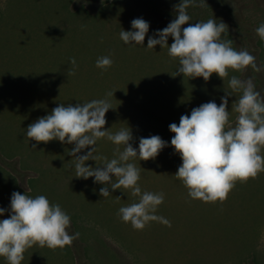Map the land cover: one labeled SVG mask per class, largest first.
Instances as JSON below:
<instances>
[{
	"label": "rangeland",
	"instance_id": "374dc122",
	"mask_svg": "<svg viewBox=\"0 0 264 264\" xmlns=\"http://www.w3.org/2000/svg\"><path fill=\"white\" fill-rule=\"evenodd\" d=\"M231 1L241 21L252 27L255 42L248 50L258 58L261 71L256 72L260 80L255 90L264 97V40L256 33L264 23V0ZM179 3L0 0V208L9 209L0 219L10 215L13 192L32 198L44 195L69 215L68 233H79L64 248H28L21 264H264V171L247 182L237 180L227 199L214 203L189 197L188 189L175 176L182 161L170 146L174 134L169 125H178L181 115H190L203 103L213 101L219 106L227 92L231 94L229 122L234 126L238 113L233 106L242 93L233 91L229 80L251 75L257 79L255 71L247 68L229 70L223 80L216 74L207 81L189 77L186 86L171 92L159 73L170 72V65L177 69L179 61L168 55L167 47L147 48V39L175 19L174 6ZM210 4L205 0L200 6L201 0H196L197 6H189V23L214 18L217 24L222 21L228 26L222 40L234 37L229 20L215 15ZM136 18L149 24L145 40L142 45L125 44L119 33L134 31L131 21ZM172 42L169 36L167 44ZM104 56L113 63L98 68L96 61ZM71 58L76 61L75 75L69 74ZM105 98L112 108L105 114L104 130L116 133L128 127L133 136L130 143L137 149L140 138L152 135L167 142L155 159L137 157L129 162L140 168L141 190L164 194L165 208L158 206L154 214L168 220L170 227L150 221L142 230L134 229L117 215L122 206L138 202L130 189L113 190L94 182V177H75V158L68 154L74 144L55 139L37 143L26 136L28 125L59 104L75 106ZM148 110L149 115L143 116ZM94 147L93 155L111 160L117 146L101 138ZM89 150L82 149L77 155ZM101 163L90 159L85 166L102 167ZM102 187H108L109 196L100 195ZM0 264L8 262L0 257Z\"/></svg>",
	"mask_w": 264,
	"mask_h": 264
},
{
	"label": "clouds",
	"instance_id": "9594fccd",
	"mask_svg": "<svg viewBox=\"0 0 264 264\" xmlns=\"http://www.w3.org/2000/svg\"><path fill=\"white\" fill-rule=\"evenodd\" d=\"M205 0H201V5ZM197 6L196 0H180L175 5V19L165 28L158 30L147 39V48L156 45L167 47L168 55L177 58L179 67L175 75L190 78L202 77L205 81L216 74L221 80L228 77L229 70L242 72L251 66L259 72L255 57L247 50H236L233 41L222 40V33L228 32V26L216 19L206 22L189 23L190 16L186 9ZM188 24L187 27L183 25ZM134 31L121 30L120 39L125 44L142 45L149 24L142 18L131 21ZM257 35L264 40V23L256 29ZM173 42L167 44L168 37ZM158 37V38H156ZM70 75H75L76 61ZM110 57H100L96 61L98 68L106 69L112 65ZM254 78L240 79L232 76L229 87L242 94L235 100L233 110L238 113L234 126L229 122L228 97L225 92L219 106L213 101L201 104L191 110L190 115H181L179 124L169 125L173 133L170 146L179 154L181 165L175 176L188 189L189 197L200 199L205 203L223 202L235 186L237 180L247 182L264 171V97L255 90ZM109 92L108 96H113ZM112 108L108 100L98 99L75 106L59 104L51 113L38 118L28 125L26 136L37 143L58 140L62 143L74 144L68 154L74 157L75 177L110 185L111 189H130L138 202L122 206L117 215L125 223L142 230L150 221H160L167 226L170 222L154 213L163 203V193L141 192L138 185L140 168L130 159L139 158L147 161L155 159L159 152L168 146L158 135L140 138L138 149L130 141L133 140L131 130L126 127L112 133L104 130L105 114ZM107 138L117 147L113 158L108 160L103 155H93L97 140ZM123 145V150L120 146ZM33 149L36 147L34 144ZM90 150L84 155H77L82 149ZM101 161L102 167L85 166L88 160ZM158 175V174H157ZM115 178V180L112 179ZM100 195H110L108 187L100 188ZM120 198V197H117ZM9 209L0 208V216ZM70 217L59 204H51L44 195L32 198L26 194L13 192L10 199V215L0 219V257L8 264H21L24 252L39 245L50 249L70 246L79 233L70 235L67 228Z\"/></svg>",
	"mask_w": 264,
	"mask_h": 264
},
{
	"label": "trees",
	"instance_id": "16d2710c",
	"mask_svg": "<svg viewBox=\"0 0 264 264\" xmlns=\"http://www.w3.org/2000/svg\"><path fill=\"white\" fill-rule=\"evenodd\" d=\"M211 4V9L213 10L215 15H223L229 20V25L231 26L233 30V35L234 37H229L233 41L232 47L240 50H247L251 55L255 57V63L256 60L258 59L255 56L254 51H249L248 49L250 47H254L252 44L254 38H253V30L252 27L245 25L241 20L242 18L239 15V12L237 8L235 7L234 3L231 0H210ZM258 42V39L256 40ZM171 70L170 72H161L159 74L163 73V76H161L160 80H167L168 85L167 88L172 92V91H179L181 90L184 86H186L187 82H189V77L188 76H183L181 75H175L176 74V67L174 65H170ZM167 70V71H169ZM247 70L250 72H253V69L251 66L247 67ZM259 73V72H258ZM258 73L255 74L256 81L254 80L255 86L257 83H259V77L257 76ZM148 74V73H147ZM158 77V76H157ZM253 78V76L251 75ZM148 82V79H146V83ZM164 83V82H163ZM138 92H141L140 90ZM141 95V94H139ZM143 100V99H142ZM143 114V113H142ZM149 115V110L146 112V114H143V116H148ZM148 188V187H147ZM142 193L148 191V189H143L141 190ZM123 192V189H121L120 193ZM159 206H162L160 204ZM165 208L163 205L161 209ZM253 264V263H252ZM255 264H258V261H256Z\"/></svg>",
	"mask_w": 264,
	"mask_h": 264
}]
</instances>
